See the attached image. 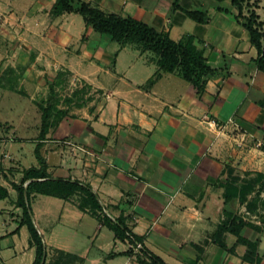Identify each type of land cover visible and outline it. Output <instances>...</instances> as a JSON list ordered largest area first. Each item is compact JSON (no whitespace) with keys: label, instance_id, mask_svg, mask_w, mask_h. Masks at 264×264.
Here are the masks:
<instances>
[{"label":"crops","instance_id":"crops-1","mask_svg":"<svg viewBox=\"0 0 264 264\" xmlns=\"http://www.w3.org/2000/svg\"><path fill=\"white\" fill-rule=\"evenodd\" d=\"M81 1L142 21L175 42L193 36L215 73L203 92L170 73L149 85L158 68L139 45L95 34L76 13L53 15L55 0H0V12L9 10V26L23 40L11 37L10 52L16 49L21 60L0 71V113H11L0 121V185L9 194L0 202L13 209H0L3 217L9 213L0 219V262L35 259L11 183L38 167L39 145L50 178L88 187L101 207L80 191L66 199L31 196L46 264L57 252L75 256L71 264H138L123 254L129 242L102 222L119 217L165 264H264V72L254 64L247 31L218 10L223 2L179 0L185 10L207 13V23L199 24L173 9V0ZM206 4L213 17L201 8ZM259 7L260 0L255 11L264 23ZM37 65L43 79L64 71L76 89L58 99V86L47 83L42 106L56 104L66 114L42 139L40 115L37 139L28 140L20 133L32 131L33 122L28 98L19 94L31 90ZM22 234L25 244H15Z\"/></svg>","mask_w":264,"mask_h":264},{"label":"trees","instance_id":"trees-1","mask_svg":"<svg viewBox=\"0 0 264 264\" xmlns=\"http://www.w3.org/2000/svg\"><path fill=\"white\" fill-rule=\"evenodd\" d=\"M224 2L227 0H216ZM237 11L234 16L235 21L247 31L251 45L257 51V58L254 64L259 71L264 72V23L259 20L255 9L258 8V0H228ZM172 8L180 10L190 20L205 24L208 21V15L203 10H185L179 5V0H173ZM219 11L226 10L219 8ZM247 14H244V11ZM52 13L55 16L63 13H76L80 15L87 29L99 36H109L111 40L120 46L127 44H136L144 50L151 52L155 57L157 72L149 81V85L155 83L163 73L176 74L194 87L197 91L203 92L207 78L215 73L207 63L203 52L193 45L194 37L187 36L183 40L175 42L165 32H159L142 21L131 17H123L118 14H106L89 3L81 0H55L52 6ZM86 35L83 36V39ZM50 93H53V87H50ZM56 104L45 107L39 105L41 112V129L39 137H45L49 127L62 119L66 114L58 110ZM39 145L35 149V157L38 167H32L22 171V178L19 184L11 183L12 188L17 193L15 206L21 209L22 219L19 226L25 225L30 236V245L35 248V259L32 264H45L46 248L41 236L32 220V211L30 199L33 194L54 196L59 198H68L75 192H85L86 202H91L93 207L100 209L95 196L88 187L80 186L76 182L52 180L47 172V165L39 153ZM9 197L6 188L0 185V200ZM109 229L114 232L115 238L127 240L130 244L140 243L142 248L136 255L131 249L123 253L124 255H135L138 264H165L159 257L144 248L143 240L135 236L131 229L125 224V219L119 217L115 220L104 218L102 221ZM78 260L75 256L65 255L57 252L56 258L49 264H67L70 261ZM0 264H2L0 262Z\"/></svg>","mask_w":264,"mask_h":264},{"label":"rangeland","instance_id":"rangeland-1","mask_svg":"<svg viewBox=\"0 0 264 264\" xmlns=\"http://www.w3.org/2000/svg\"><path fill=\"white\" fill-rule=\"evenodd\" d=\"M211 1L215 5L219 4V2L216 1V0H211ZM219 5H221L223 9L224 8L225 9H229L230 11L232 9H234V7L231 6L230 1H228V0L224 1L223 3H220ZM7 6H9V5L7 4ZM201 8H204L206 10H210L209 11L210 17H213V13L215 14L214 9L209 4H206V6L201 7ZM259 8H260L259 9V14L261 15V20L264 21V0H260V7ZM198 9H200V8H198ZM226 12H224V14L227 15L228 18H230V17L234 18V14L231 15V13L229 11H228V13H226ZM244 14L245 15L247 14L246 10L244 11ZM9 16H10L9 10L7 11V13H4V12L1 13L0 12V71H1V69H3L4 72H7L10 69V65L16 66V62L18 63L21 60V58H19V56H16V53H15L16 49L12 50V53L10 52L11 47L9 48L8 42L13 37H16L18 41H23L22 38H21L22 37L21 36V32L15 33L13 31V29L11 28V26H9V20H10ZM187 19H188L189 22L192 21L189 18H187ZM191 23H193V22H191ZM13 53L15 54V57H14ZM11 58L14 61H11L9 64H7V66H5V68H3L4 67L3 64L6 61L10 60ZM40 69H41L40 66L37 65L32 70L34 75H36L37 77L36 76H32L31 77V78H33V80H32L33 81V83H32L33 85H31L32 88L28 92V94H26L25 91L23 92V94L17 93V94L21 95L23 98L25 96L28 98V101H27L28 102L27 106L29 108L28 113L30 114V116L32 118V122H33V127L32 128L33 129H32V131H28V133H26L24 135H23V132L20 133V134H22L20 136H29L28 140H30V139L31 140L32 139L36 140L37 139L36 137H37L38 133L36 131L39 129L40 115H41V112H40L38 106L39 105L42 106V105L46 104L43 100H45V98H47V92H48L47 83L52 82L54 87L58 86V87H56L57 89H56V92H55L56 97L58 99H61V98L65 97V96H67V95H70L72 93V91H74L76 89V87L74 86V83L71 82L72 78H70L69 75H67V73H65L64 71H61L59 69L57 71V75L56 76H55V74L51 75V76H55V78L53 77V78H50L51 80H48V79H45V78L43 79L42 78L43 74H39V71H37V70H40ZM20 81L21 80L19 79L18 82H20ZM59 82H61L60 83L61 86H60ZM22 91H23V89H22ZM51 96H53V93L51 94ZM56 97L54 95V99H56ZM4 118L5 119L6 118H11V113H9V112L8 113H4V112L0 113V121L4 120ZM28 143L29 144L26 145V149H27V151H30V150L33 149V145L30 144V141ZM1 208L5 209V211L10 212V213L13 214L12 207H8V203L6 201L0 202V209ZM8 215H9V213L4 216L5 219H7V220L9 218ZM4 217L2 215H0V219H2ZM14 220H15V217H14ZM16 225H17L16 222H14V221L11 222V227L14 228ZM25 234H26V232H25ZM26 235H28V234H26ZM26 238H27V236L24 238L23 234H22L20 236V238H18L15 241L13 240V241L15 242V244H25L26 241H23V240H26ZM7 243L11 244V240L8 239ZM0 248H3V244H1V243H0ZM71 262H69L67 264H71Z\"/></svg>","mask_w":264,"mask_h":264},{"label":"built area","instance_id":"built-area-1","mask_svg":"<svg viewBox=\"0 0 264 264\" xmlns=\"http://www.w3.org/2000/svg\"><path fill=\"white\" fill-rule=\"evenodd\" d=\"M73 149H76V150H78V151H80L82 153H87L86 149H84L83 147H80V146H73ZM103 212H104L103 213L104 217L108 216L105 211H103ZM141 248H142V245L140 243H135V244H130L129 243V249H131L135 255H136V253L140 252Z\"/></svg>","mask_w":264,"mask_h":264}]
</instances>
